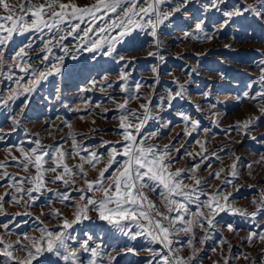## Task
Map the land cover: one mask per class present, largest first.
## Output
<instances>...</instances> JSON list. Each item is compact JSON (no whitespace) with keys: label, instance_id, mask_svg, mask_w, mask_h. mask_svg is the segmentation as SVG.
<instances>
[{"label":"rangeland","instance_id":"rangeland-1","mask_svg":"<svg viewBox=\"0 0 264 264\" xmlns=\"http://www.w3.org/2000/svg\"><path fill=\"white\" fill-rule=\"evenodd\" d=\"M16 2L9 0L11 4ZM77 2L86 5L91 0ZM205 2L197 0L189 7L186 16L175 14L158 27L156 37L150 34V29L143 32L137 30L132 37L116 46L112 56L84 52L75 61L66 57L63 75L50 77L49 81L43 83L31 95L22 114L19 106L23 97L11 106V111L0 103V163L4 165L0 168V195L8 193L2 202L0 224H9V234L0 227V235L14 241L17 233L38 234L32 232L37 217L54 227L57 220L47 214L50 209H59L69 217L73 211L68 206L70 202L60 203L56 199L54 191H68L73 197L79 195L71 191V186L65 188L61 182H57L47 185L53 192H44L43 195L33 193L40 199L29 202L30 206H25L23 201L20 204L12 201V195L23 196L25 201L28 200L26 192L17 193L13 185L23 180L25 183L18 186L27 189L31 185L25 178L35 175L32 165L25 171V158L19 148L28 151L36 146L34 141L40 140L42 145L62 146L71 153V134H76L78 144L106 154V149L111 145L102 146L103 141L122 139L119 134L122 130L118 127L121 111L117 105L131 95H139L140 99H131L128 109L143 112L139 105L150 101L149 110L153 118L145 124L141 135L155 132L157 135L148 143L171 145L173 170L192 169L199 164L194 174L202 178L204 191L219 189L223 194L230 193L229 202L234 207L248 213L256 210L261 193H264V113L261 112L264 101L249 97L264 90V81H261L264 75V20L246 14L234 17L226 27L217 31L220 22L225 19L222 16L224 11H232L234 6L252 3L253 0H224L220 11L209 12L201 8ZM3 14L0 10V15ZM198 19L205 21V33L195 32ZM186 32L193 35L186 37ZM30 35L15 37L10 49H18L22 42L27 43ZM39 43L37 40L33 47L38 48ZM64 43L71 46L77 42L69 37ZM53 51L57 55L62 54L59 49ZM10 55L11 51L5 53L6 58ZM121 56L123 60L119 59ZM8 62L11 63V60L8 59ZM153 68L157 71L153 72ZM121 70L128 74L126 92L120 90V85L124 84L120 80ZM19 75L21 73L16 71V76ZM93 80L96 81L94 87L91 84ZM136 84L141 85L138 92ZM180 85L184 86L183 97L172 99L169 106V90L174 94L180 90ZM14 86V82L8 80L6 75H0V95L5 99L8 89ZM246 92L248 97L244 95ZM205 93L208 95L205 96ZM181 113L189 119H183ZM12 116L19 120L18 125L12 124ZM192 121L198 122L196 129L192 128ZM246 122L247 127L244 126ZM189 152L193 155H186ZM78 162V157L67 160L69 165ZM233 164L236 166L235 176L231 174ZM221 169L223 171L219 179L209 175ZM46 175L50 177L52 174ZM93 176L95 173L90 172L89 178ZM225 180L231 183H224ZM185 183L191 184L193 181L185 179ZM78 184L82 185V181H78ZM205 198L201 197L202 200ZM42 211L45 213L43 216ZM25 212L30 215H16ZM216 221L215 226L207 230L208 238L203 244L199 240L205 237V231L196 229L194 246L198 255L193 264L264 262V244L258 239L251 243L246 239L250 232L264 231V212L254 219L221 212ZM229 224L233 231H229ZM90 230L103 238V246L108 251L124 246L125 238L117 240L99 228L93 229L88 222L79 225L76 231L83 239ZM177 239L179 243L175 246L179 248L183 245L182 255L190 256L192 249L187 246L188 237L181 234ZM127 243L128 246H135L139 254L124 255L118 258L119 264H147L150 256L141 246L158 247L148 245L143 239ZM16 255L23 257L25 253L17 251Z\"/></svg>","mask_w":264,"mask_h":264},{"label":"snow or ice","instance_id":"snow-or-ice-1","mask_svg":"<svg viewBox=\"0 0 264 264\" xmlns=\"http://www.w3.org/2000/svg\"><path fill=\"white\" fill-rule=\"evenodd\" d=\"M195 2L197 0H175V3L173 0H91V3L81 5L77 0H17L15 4L9 3V0H0V10L4 13L0 15V75H6L15 85L8 89L6 99L0 95V103L11 111V106L23 97L19 106L22 114L31 95L43 83L49 81L50 77L63 75L66 71V57L75 61L84 52L112 56L116 46L132 37L137 30L143 32L150 29V34L156 37L160 25L177 13L188 15L189 7ZM223 2L224 0H206L201 8L204 12L220 11ZM163 5L169 7L162 8ZM246 14L264 20V0L245 2L234 6L232 11H224L222 16L225 19L220 22L217 31L226 27L234 17ZM195 32L205 33L203 19H198ZM26 34H32L28 36L27 43L22 42L18 49H10L15 37ZM190 35L193 34L185 33L186 37ZM69 37L77 43L71 46L64 43ZM37 40L40 42L39 47L34 48ZM53 49H59L62 54L57 55ZM8 51H11V55L6 58L5 53ZM92 58L95 59V56ZM119 59L123 60L124 57ZM16 71L21 75L16 76ZM156 71L153 68V72ZM120 80L124 81L120 90L128 91L125 87L128 74L123 70L120 72ZM261 81H264V75L261 76ZM91 84L94 87L96 81L93 80ZM109 87L112 85L109 84ZM140 87V84H136L137 92ZM183 95V85L174 94L169 90V106L172 99L182 98ZM244 95L248 97L249 94L246 92ZM249 98L264 101V90ZM131 99H140V96L131 95L117 105L121 111L118 127L122 130L119 133L122 139L115 142L103 141L102 146L111 145L106 149V154L78 144L76 134L71 133V153L62 146L42 145L40 140L34 141L36 146L28 151L23 147L19 148L25 158V171L32 165L35 175L25 178L31 185L27 189L18 186L25 183L23 180L18 185H13L17 193L26 192L28 200L25 201L23 196L12 195V201L17 204L23 201L25 206H30L29 202L34 203L40 199L33 193L43 195L44 192H53L47 185L57 182H61L65 188L71 186V191L79 195L73 197L68 191H54V196L60 203L68 201V206L73 209L70 217L59 209H50L47 214L57 220L54 227L37 217L32 232L38 234L17 233L14 241L6 240L5 235H0V257L3 258L0 259V264H119L118 258L127 254H139L135 246H128L127 243L138 239H143L148 245L158 246H141L142 250L149 253L147 264H193L198 255L194 246L196 229L205 231V237L199 240L203 244L208 238L207 230L215 226L216 217L221 212L251 216L253 219L264 212V193H261V201L256 210L248 213L229 202L230 193L223 194L219 189L214 192L204 191L202 178L194 174L200 167L199 164L192 169L173 170L171 145L148 143V140L157 135L155 132L141 135L145 124L153 118L149 110L150 101L141 103L139 109L143 112H139L138 109L127 108ZM261 112L264 113V108ZM180 115L183 116L182 113ZM183 119L189 118L183 116ZM11 120L13 125L19 124L16 116H12ZM244 126L247 127L248 123ZM197 127L198 122L192 121V128ZM203 147L201 145L202 149ZM175 151L179 152L180 149ZM186 155L193 154L189 152ZM75 157L79 158V162L69 165L67 160ZM2 167L4 165L0 163V168ZM235 167L233 164V176L236 175ZM222 171L223 169L209 175L219 179ZM90 172H94L95 176L89 178ZM48 173L52 175L49 177L46 175ZM185 179L193 183H185ZM78 181H82V185ZM224 183L231 181L225 180ZM4 195H0V212L3 211ZM201 197L206 198L202 200ZM49 202L51 203V198ZM41 215L45 213L42 211ZM85 222L117 240L125 238L124 246L106 250L103 238L93 230L85 233L81 239L76 230ZM0 227L9 234V224H0ZM228 229L233 231L231 224ZM181 234L188 237L187 246L192 249L190 256L182 255L183 245L179 248L175 246L179 243L177 238ZM246 239L249 243L258 239L264 244V231L250 232ZM17 251H22L25 255L18 256Z\"/></svg>","mask_w":264,"mask_h":264}]
</instances>
